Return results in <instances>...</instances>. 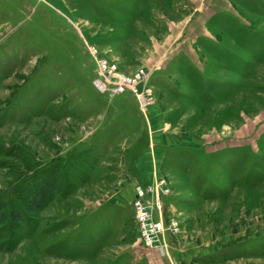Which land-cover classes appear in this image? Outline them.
Masks as SVG:
<instances>
[{
    "label": "rangeland",
    "instance_id": "1",
    "mask_svg": "<svg viewBox=\"0 0 264 264\" xmlns=\"http://www.w3.org/2000/svg\"><path fill=\"white\" fill-rule=\"evenodd\" d=\"M0 203V264H264V0H0Z\"/></svg>",
    "mask_w": 264,
    "mask_h": 264
},
{
    "label": "trees",
    "instance_id": "2",
    "mask_svg": "<svg viewBox=\"0 0 264 264\" xmlns=\"http://www.w3.org/2000/svg\"><path fill=\"white\" fill-rule=\"evenodd\" d=\"M55 185V180H54ZM52 187V183L42 184L37 191L28 193H20V199L23 201L24 205L28 209H33L41 205V202H44V199L47 197L48 192ZM7 217V213L5 211V207L2 203H0V222L4 221ZM13 219V231H16L18 228H22L25 224H29V220L21 214V210L19 208L16 209L15 215ZM11 223V222H10Z\"/></svg>",
    "mask_w": 264,
    "mask_h": 264
},
{
    "label": "built area",
    "instance_id": "3",
    "mask_svg": "<svg viewBox=\"0 0 264 264\" xmlns=\"http://www.w3.org/2000/svg\"><path fill=\"white\" fill-rule=\"evenodd\" d=\"M100 85L101 86L100 87H97V89L100 88V89H103L104 90L105 87L102 84H100ZM135 208H136V211H137V213L139 215L140 221H142L141 223L142 224L144 223L146 225L148 214H147V211L145 209L144 204L139 201V202L135 203Z\"/></svg>",
    "mask_w": 264,
    "mask_h": 264
}]
</instances>
